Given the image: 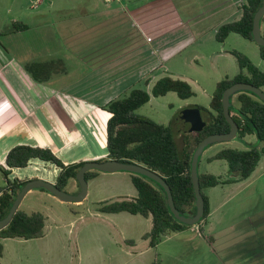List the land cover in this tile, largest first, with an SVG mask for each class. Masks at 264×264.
Instances as JSON below:
<instances>
[{
    "label": "rangeland",
    "instance_id": "obj_1",
    "mask_svg": "<svg viewBox=\"0 0 264 264\" xmlns=\"http://www.w3.org/2000/svg\"><path fill=\"white\" fill-rule=\"evenodd\" d=\"M213 0H211L212 2ZM229 15L225 22L233 21L236 6L245 0H224ZM186 3L193 6V9H199L197 18L204 17L202 23L195 27L191 26L192 40L187 41L183 48L175 52L171 59H166L165 66L158 69L151 75V81L147 85L145 81L135 83L132 88L145 89L150 97L149 100L136 110V113L145 115L158 123L172 125L174 127V139L177 148L180 150L183 146L182 135L177 136L176 127L182 128L184 124L179 121L180 113L185 108L202 107L201 116L203 120L207 119V111H211L212 95L215 91L216 83L225 78L235 76L239 72L237 60L231 50H236L249 58L261 72H264V60L259 55V47L255 41L246 39L239 34L231 33L223 42L215 39V30L213 25L219 22L221 14H211L214 12L216 3H209L208 0H187ZM178 4V3H177ZM234 12V13H233ZM218 13V12H214ZM233 13V14H232ZM10 13H5L0 17L1 30L13 29L12 21L15 23L27 24L29 30L24 33V41H31L37 38L40 50L48 48V45L57 48L56 51L65 53L64 44L59 35L56 34L53 41L42 35V29L39 35L33 34L35 28L47 25L52 17L40 18L38 21L33 18L12 19ZM56 19V16H53ZM199 32H201L199 34ZM1 39V35H0ZM60 47V48H59ZM221 50H227L225 53ZM64 55V54H63ZM169 58V57H168ZM162 76L169 75L174 79L185 80L192 90V95L187 98H181L174 91H169L162 96H153L151 88L155 81ZM175 72V73H173ZM249 75V72L244 71ZM78 73H71V76L65 74H56L52 76L45 84L46 88L41 87L42 91H50L55 88L62 90L66 85L74 82ZM50 88V89H49ZM264 92V85L261 87ZM41 91V92H42ZM126 91L116 98L127 95ZM44 94V93H43ZM237 94H234L231 101L234 105L238 104ZM72 100H62L61 104L66 111V117L78 129L79 137L67 144L64 148L55 152L53 143L56 146L62 144V140L56 131H52L51 121L47 118L42 109L39 111V118L43 128L48 131L49 137L53 143L47 144L61 160H96L105 158L93 157L95 154L107 152L106 149V121L109 117L108 112L101 108L85 109L81 104H75ZM45 109V108H43ZM178 120V121H177ZM186 133V132H185ZM64 140V139H63ZM66 140V139H65ZM28 144V143H19ZM16 145V144H14ZM13 145V146H14ZM31 145V144H30ZM261 143L255 134H248L243 138L236 136L227 141H216L210 143L201 153L198 163L200 172L208 170L221 179L236 177L234 173L229 172L228 165L223 159L206 162V157L214 155L224 148L246 149L251 146H260ZM12 147V146H11ZM10 147V148H11ZM9 148V149H10ZM8 149V150H9ZM1 158V157H0ZM0 166H4V160L0 161ZM58 167L49 162L37 158L31 159L27 166L22 168H13L8 178L33 179L40 178L48 182H54ZM92 176L87 180V195L82 205L63 202L55 197L51 192L42 187L31 189L24 196L20 208L28 213L40 212L45 217L44 234L42 237L34 239L22 238H2V257L0 264H189L191 261L195 264H218L212 263L206 253L198 252L200 259L195 258L196 254L188 255L175 262L172 255L174 243L167 242L168 253L166 255L154 254V249L146 250L147 243L140 237L145 230V218L142 215L130 214L128 212H118V214L102 213L97 211V205L103 200H116L124 198L121 194L128 191L135 194V187L132 183L131 173L119 171L107 173L93 170ZM5 178L0 169V185H4ZM75 187L72 188L71 185ZM76 179H70L65 186V191L74 193L77 191ZM203 192L211 195L214 204L218 201L221 206L214 213L215 226L217 230L221 229L223 235L216 239V249L218 256L222 260L228 261V264H242L240 257L230 253L231 250L223 249V245L232 239L234 229L228 226L235 220L243 221V231L254 230L255 236L250 239L248 234L243 237V264H264V259L259 262L253 260V256L264 251V237L257 234L258 223L264 220V154L252 172V174L242 181L230 184H218L212 188H204ZM135 217V218H133ZM122 221H117V219ZM123 219H136L135 223H128L127 226L132 230L131 236L135 241L136 247L130 251L129 245L118 236V230L126 229L127 221ZM140 221V223L138 221ZM143 225H142V224ZM147 230V229H146ZM127 236V235H126ZM166 244H162L166 245ZM52 251L49 254L42 252ZM40 253V254H39ZM157 254V253H156ZM47 255V256H46ZM204 255L206 259H204ZM160 258H163L160 262ZM196 260H198L196 262Z\"/></svg>",
    "mask_w": 264,
    "mask_h": 264
},
{
    "label": "crops",
    "instance_id": "obj_2",
    "mask_svg": "<svg viewBox=\"0 0 264 264\" xmlns=\"http://www.w3.org/2000/svg\"><path fill=\"white\" fill-rule=\"evenodd\" d=\"M186 1L0 0L1 18L5 13L14 15L13 20L17 17V19L33 18L38 21L43 17H52L47 25L35 28L33 34L38 36L42 29V35H45L49 41H53L57 34L63 41L65 50L63 55L56 51L57 48L48 45V48H43L41 51L38 43H34L37 38L35 40L33 38L30 42L24 41V33L29 30L27 24L25 28L13 27L11 30L0 28V161H5L8 149L14 144L47 146L53 143L40 121V109L51 121L52 131L55 130L61 137L62 144L59 147L53 143V150L57 152L80 136L78 129L66 117L62 100H70V102L74 100L75 104H81L85 109H94L130 90L139 81L148 79V85L151 75L165 66L166 59H171L178 49L192 40L191 26L195 24L197 27L205 19L197 18L200 16L199 9L194 10ZM208 1L216 3L213 11L218 13L211 14L223 16L213 25L215 30L220 24L225 23L226 18L231 14L227 11L224 0ZM242 4L243 2L237 5L235 13L233 12L235 20L241 15ZM53 16H56V19H53ZM221 51L225 53L227 50ZM32 62L53 63L47 80L39 82L30 76L25 70V65ZM73 72L78 73L74 82L66 85L62 90L55 88L51 92L41 90V87L46 88L45 84L52 76L60 73L71 76ZM162 75L161 73V77ZM225 76L228 77L227 74ZM183 133H185L183 129L177 130V136ZM105 154L107 155V152L95 154L93 157H102ZM70 161L63 160L64 163ZM206 162H211L209 157H206ZM199 173L212 172L205 170ZM230 183L234 182L227 184ZM71 186L75 187L73 184ZM136 194L137 192L133 194L128 191L120 196L132 198ZM204 194L208 200L209 211L200 226L195 224L167 234L154 247L149 245L147 239L142 238V235L151 228V218L143 216L148 223L144 225L147 228L141 232L140 237L147 243L146 250H155L154 260L157 259L158 254L162 257L163 254L168 253L169 243H166L173 240L171 243H174V247L171 253L175 262L193 254H196L195 258L200 259L197 253L202 252L206 253L209 260L211 258L212 263L228 264V261L218 256L215 246L217 237L223 235L221 229L217 230L214 218V213L221 206V202L214 204L211 195ZM84 200L75 204L82 205ZM123 220L127 221L126 229L118 230L117 234L132 251L136 244L129 234L132 230L127 224L135 223L136 219ZM117 221L122 220L118 218ZM258 224L257 234L263 238L264 220ZM228 226L229 229H234V234L231 238H227L232 240L224 244L223 249L231 250L233 257H240L243 264V249H246L243 248V239H245L243 237L248 234L251 236L249 240L253 239L254 230H247V234L243 236L245 230L243 231L242 220L241 222L235 220ZM162 244L166 245L162 246ZM51 252H42V254ZM252 258L255 262L257 258L259 262L262 261L264 251L257 252ZM204 259H206L205 255ZM162 260L163 258H160L159 261ZM191 263L192 261L189 264Z\"/></svg>",
    "mask_w": 264,
    "mask_h": 264
},
{
    "label": "trees",
    "instance_id": "obj_3",
    "mask_svg": "<svg viewBox=\"0 0 264 264\" xmlns=\"http://www.w3.org/2000/svg\"><path fill=\"white\" fill-rule=\"evenodd\" d=\"M261 0H245L241 6V15L238 19L220 24L215 31V39L223 42L231 33L253 40L252 20ZM14 28H25L23 23H15ZM261 35L264 37V15L260 20ZM259 47V55L264 60V47ZM237 60L239 72L229 78L225 77L216 83L212 95L211 111H207L206 124L199 131L183 133V146L179 150L174 139V127L158 123L148 116L136 113V110L149 100V93L142 88H132L121 98H114L101 106L109 113L106 121V149L105 158L116 159L122 162L142 164L158 173L168 184L173 197L174 205L182 215L195 213V196L190 177V162L194 149L206 136L214 133H226L230 130L221 103L223 90L239 81L254 84L257 87L264 85V72H261L244 54L231 50ZM53 63L32 62L25 65V70L39 82L47 80ZM249 72V75L244 71ZM148 79L145 84L148 83ZM174 91L181 98L192 95L187 82L174 79L169 75L160 77L151 88L153 96H162ZM238 105L233 103L229 113L238 125L237 136L243 138L248 134H255L260 146H251L246 149L224 148L209 157V160L223 159L228 170L236 177L221 179L212 173H199L198 179L201 193L204 198V215L196 223L200 226L208 215L209 205L204 188L229 182L247 179L255 170L261 155L264 154V102L250 92L237 93ZM201 110L202 107L198 106ZM37 158L49 161L58 167L54 185L61 190L75 175L84 161L79 160L64 163L55 152L47 146L16 144L6 153L5 165L0 166L5 183L0 185V219L8 212L15 196L28 179L8 178L13 168L27 166L28 162ZM93 170L85 172V178L92 176ZM132 183L136 189V196L116 200H103L97 205V211L102 213L128 212L151 218V228L142 235L151 247L158 244L164 236L172 232L191 227L179 222L170 212L165 191L151 179L139 174L131 173ZM77 183V191L79 184ZM74 192V193H76ZM45 217L40 212L28 213L20 207L13 215L9 224L0 230L2 238L34 239L44 234ZM200 229V228H199ZM133 242V241H129ZM2 246L0 245V255Z\"/></svg>",
    "mask_w": 264,
    "mask_h": 264
},
{
    "label": "water",
    "instance_id": "obj_4",
    "mask_svg": "<svg viewBox=\"0 0 264 264\" xmlns=\"http://www.w3.org/2000/svg\"><path fill=\"white\" fill-rule=\"evenodd\" d=\"M264 15V0H261V4L255 11L252 20V37L258 46L264 47V37L261 35L260 20ZM238 92H250L255 95L260 101L264 102V92L260 87L254 84L239 81L226 87L221 95V103L224 117L230 126V130L226 133H214L203 138L196 146L192 153L190 162V177L192 181L193 192L195 196V213L193 215H182L174 205L171 190L166 181L156 172L148 169L142 164L122 162L116 159L99 160H86L83 165L76 172L75 178L79 184V191L76 193H68L65 190L59 189L52 182L40 178H33L26 181L21 187L17 195L15 196L7 214L0 219V230L6 227L12 220L13 215L19 208L21 201L28 191L36 187H42L51 192L55 197L63 202L79 203L82 202L87 195V180L85 178V172L90 170H98L107 173H114L117 171H126L135 173L147 177L157 183L166 193V200L170 212L179 221L187 225H195L198 223L204 215V198L200 190L198 179V161L201 153L210 143L216 141H227L235 138L238 132V125L233 120L229 113V107L232 104L231 98ZM180 120L184 126L182 128L176 127V130L199 131L206 124L201 116L200 109L198 107L185 108L181 111ZM178 121V120H177Z\"/></svg>",
    "mask_w": 264,
    "mask_h": 264
}]
</instances>
